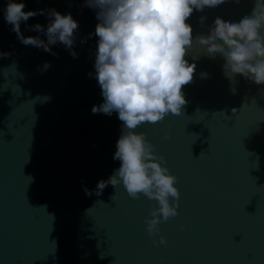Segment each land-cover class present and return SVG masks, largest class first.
<instances>
[{
  "label": "water",
  "instance_id": "water-1",
  "mask_svg": "<svg viewBox=\"0 0 264 264\" xmlns=\"http://www.w3.org/2000/svg\"><path fill=\"white\" fill-rule=\"evenodd\" d=\"M22 2L25 11L71 13L79 27L71 49L50 46L57 55L25 46L4 20L8 0H0V53H8L0 55V264H264V84L228 79L224 58L195 41L217 16L250 15L255 0L193 11L187 103L181 114L135 129L178 178V215L154 236L145 217L155 200L131 198L122 183L95 192L120 167L113 156L122 134L118 113L92 112L103 102L97 9L85 0ZM48 22L45 12L20 30L46 42L31 26ZM46 61L51 67L41 71Z\"/></svg>",
  "mask_w": 264,
  "mask_h": 264
},
{
  "label": "clouds",
  "instance_id": "clouds-1",
  "mask_svg": "<svg viewBox=\"0 0 264 264\" xmlns=\"http://www.w3.org/2000/svg\"><path fill=\"white\" fill-rule=\"evenodd\" d=\"M225 2L85 0L88 7L97 9L94 69L103 97L101 104L93 105L92 112L109 116L116 112L122 121V134L113 156L120 161V167L106 180H99L95 192L101 195L108 185L116 188L122 183L131 198L144 195L155 200L159 206H153L150 215L145 217L146 229L151 236L159 233L162 222L178 215V178L169 171L165 157L155 151V145L146 134L135 129L144 123H158L170 113L181 114L187 103L182 88L191 82L195 70V64L185 58L194 41L192 25L187 21L194 10L202 12ZM234 2L238 4L240 0ZM45 12L49 19L46 29L41 24L31 28L44 33L46 42L39 35L24 36L20 30L21 22ZM204 19L201 17V21ZM4 20L12 26L22 44L50 53V46L58 42L71 49L74 33L79 27L71 13L62 14L54 8L25 11L22 0H8ZM195 41L204 46L208 55L224 58L222 67L228 79L242 75L251 82L264 84V0H255L251 14L239 22L225 21L217 16L209 34L198 35ZM0 55L7 56L8 53ZM71 55L77 56L75 51ZM49 67L51 65L46 61L41 71ZM237 112L232 109L233 115ZM168 138L169 134L165 133L164 139ZM85 192L91 194L86 187ZM114 197L115 192L111 200ZM159 243H167L163 235Z\"/></svg>",
  "mask_w": 264,
  "mask_h": 264
}]
</instances>
